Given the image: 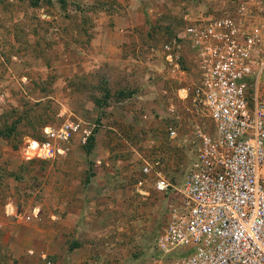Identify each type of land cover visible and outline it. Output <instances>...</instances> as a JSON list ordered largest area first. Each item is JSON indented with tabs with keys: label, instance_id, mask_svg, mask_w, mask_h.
I'll list each match as a JSON object with an SVG mask.
<instances>
[{
	"label": "rangeland",
	"instance_id": "rangeland-1",
	"mask_svg": "<svg viewBox=\"0 0 264 264\" xmlns=\"http://www.w3.org/2000/svg\"><path fill=\"white\" fill-rule=\"evenodd\" d=\"M127 8L117 0H0V264H47L42 253L52 264H154L165 198L138 188L142 157L176 183L195 159L197 131L211 133L213 124L179 96L196 82L192 63L178 71L162 58V45L189 19L155 15L132 29L112 17ZM81 121L94 129L88 146L76 137L54 160H23L45 129ZM10 202L15 219L5 213ZM71 208L87 210V220L67 222Z\"/></svg>",
	"mask_w": 264,
	"mask_h": 264
},
{
	"label": "built area",
	"instance_id": "built-area-1",
	"mask_svg": "<svg viewBox=\"0 0 264 264\" xmlns=\"http://www.w3.org/2000/svg\"><path fill=\"white\" fill-rule=\"evenodd\" d=\"M248 4L236 0L233 10L192 15L161 47L165 67L184 71L192 63L196 82L179 96L205 111L213 130L197 131L195 159L176 183L142 157L138 188L165 198L154 264H264V25ZM93 135L82 121L47 128L25 146L23 160H54L76 137L86 146ZM5 213L18 217L11 202ZM41 258L52 264L46 253Z\"/></svg>",
	"mask_w": 264,
	"mask_h": 264
},
{
	"label": "crops",
	"instance_id": "crops-1",
	"mask_svg": "<svg viewBox=\"0 0 264 264\" xmlns=\"http://www.w3.org/2000/svg\"><path fill=\"white\" fill-rule=\"evenodd\" d=\"M120 5L128 7L127 12L117 13L113 18H117L123 23V26L134 27L142 20L147 22L151 16H159L164 21L178 20L180 18H189L193 14H198L203 11H211L213 13L222 12L224 10H233L236 0H198L201 3H196L197 0H117ZM249 9L252 12L253 18L264 25V0H247ZM157 10V11H156ZM161 11V12H159ZM120 28V27H119ZM117 29L112 33L111 40L114 43V47L118 48L121 39L120 29ZM133 35L131 39L136 38L135 30L129 32ZM102 44V43H101ZM107 44V43H105ZM104 44V45H105ZM117 45V47L115 46ZM119 52V51H118ZM114 51L110 53V59L116 60L118 62L119 55ZM101 178H98L96 184H98ZM92 189H96L93 186ZM67 222L79 223L81 218L85 222L88 218L87 210L79 208H71L65 213H63ZM59 218V217H58ZM77 227V225H76Z\"/></svg>",
	"mask_w": 264,
	"mask_h": 264
},
{
	"label": "trees",
	"instance_id": "trees-1",
	"mask_svg": "<svg viewBox=\"0 0 264 264\" xmlns=\"http://www.w3.org/2000/svg\"><path fill=\"white\" fill-rule=\"evenodd\" d=\"M60 2H61V3H64V0H60ZM94 138H95V133H94V135L89 139V142H88L87 146H88L91 142L94 141Z\"/></svg>",
	"mask_w": 264,
	"mask_h": 264
}]
</instances>
